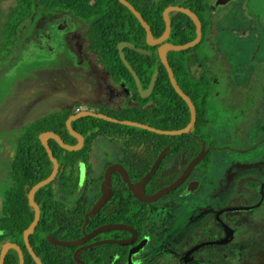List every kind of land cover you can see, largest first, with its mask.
<instances>
[{"label":"rangeland","instance_id":"1","mask_svg":"<svg viewBox=\"0 0 264 264\" xmlns=\"http://www.w3.org/2000/svg\"><path fill=\"white\" fill-rule=\"evenodd\" d=\"M262 2L238 0L228 5L223 9L227 16L222 23L215 22L212 38L216 46L195 51L204 58L214 88L208 120L217 150L208 176L194 194L180 200L173 193L151 206L149 236L153 242L170 247L178 235L183 238L182 246H191L200 238L199 229L215 214L199 217L200 206L207 210L231 209L220 215L218 223L224 226L219 233L202 239L206 244L196 253L204 258L202 264H264ZM15 5V0H0V51L4 25ZM83 29L84 24L69 15L40 9L33 20L19 28L20 39L12 54L0 57V151L6 150L9 155L14 152L20 126L76 103L81 107L75 113L88 107L121 111L133 105L128 90L116 86L95 55L85 51ZM191 72L198 78L200 66L192 63ZM6 165L0 152V208ZM181 189L178 192L182 193ZM217 240H227V245L215 243ZM148 248L135 253L132 264L189 262V258H179L180 250L181 254L174 257Z\"/></svg>","mask_w":264,"mask_h":264},{"label":"trees","instance_id":"2","mask_svg":"<svg viewBox=\"0 0 264 264\" xmlns=\"http://www.w3.org/2000/svg\"><path fill=\"white\" fill-rule=\"evenodd\" d=\"M15 7L8 16L4 25V44L0 51L1 56L12 54L15 44L20 39L19 28L33 20L38 9L42 11L61 12L82 22L84 29L82 38L85 41L87 52L94 53L96 62L109 74L112 82L116 86L123 85L133 97V105L125 106L121 111L106 110L102 108L88 110L102 113L119 120H129L142 123L160 130H180L190 122V111L185 101L175 92L169 81L168 74L157 56V51L145 44L144 29L139 21L117 0H15ZM166 5H160L152 10L149 17L145 13L142 16L150 25L155 38L160 37L165 24L162 19V12ZM191 24L188 17L179 14ZM181 23V20L176 22ZM177 29V26H174ZM175 32V31H174ZM195 37L192 34L187 40ZM120 42H129L137 48L150 52V56L125 49L124 55L127 62L136 72L143 89H146L155 72H158L154 90L150 97L142 99L138 94L134 80L120 60L117 45ZM196 48L185 51H170L167 54L168 62L174 73V77L179 88L190 97L195 105L197 120L192 134L180 136H164L151 133L139 128L113 124L101 119L86 117L72 122V128L85 139L83 148L76 152H67L59 147L54 140L50 144L57 148L54 156L59 162V173L56 179L46 187L41 188L35 194V202L41 205H50L55 202L56 193L53 191L57 185L64 192L72 193L73 189L80 183L81 165L87 171L92 168L89 162L90 140L97 138L109 139L113 136L125 138L126 140H136L144 143L148 149L154 148L151 163L158 154L166 150V157L156 173L149 182L148 187L152 192L160 190L166 186L162 170L167 161L176 156H186L192 160L201 150L202 145L206 147L207 156L202 165L211 164L215 151V139L210 131V121L208 120V105L213 97L214 88L208 77L204 58L195 53ZM196 63L201 68L198 78H194L191 72V64ZM81 107L76 103L72 107H65L56 112L49 113L27 125L16 129L13 159H9L6 165L7 178L3 203L0 208V232L8 231V221L11 219L13 211L15 213L24 212V225L21 230L26 229L34 217L33 209L28 205L27 194L38 182L46 179L53 168L44 147L39 141V136L45 132H54L69 145H74L77 140L69 135L66 129V120ZM146 167L142 175L147 171ZM156 182L155 186L153 183ZM248 185H253L248 184ZM128 198V206L130 202ZM90 205H86L82 210L78 222V229L83 224L84 213L88 211ZM105 213V212H104ZM103 213L93 217L91 223L97 225L104 223ZM54 220V218H52ZM44 217L40 221L30 236V244L43 264H77L72 258L75 248H64L49 243L46 235L58 238L54 227L43 224ZM127 223L132 226L142 239L150 230L151 223L147 210L128 211ZM131 235L127 232V236ZM80 233L73 237H66L67 240H75ZM0 239L4 237L0 235ZM19 242L21 243V237ZM120 246H100L93 250H86L80 254L79 259L87 264H126L127 255L131 246H127L124 258L117 261H109L104 257L109 248ZM6 263L17 264V256L11 251L6 257Z\"/></svg>","mask_w":264,"mask_h":264},{"label":"flooded vegetation","instance_id":"3","mask_svg":"<svg viewBox=\"0 0 264 264\" xmlns=\"http://www.w3.org/2000/svg\"><path fill=\"white\" fill-rule=\"evenodd\" d=\"M126 1L129 4H131L141 16H142V13H145L146 16L148 17L152 10L156 9L157 7L163 4L166 5L164 7V10L168 7H182V8L190 10L198 17L201 23V31H202L200 42L192 48L193 49L196 48L197 50V48L202 47V49L205 51V50L211 49L214 46H216V44L213 42L212 37L215 33L214 31L215 22L218 24L222 23L225 16H227L226 12L223 11V9H225L228 5L238 0H230L221 7L216 6L218 0H126ZM128 11L133 15V13L129 9ZM179 14H183V13L176 12V11L169 13V19L171 21L172 28H171L169 38L167 39V42L173 45H183V44L189 43L193 39H195L196 33H197L196 26L193 23V21L187 15L183 14L189 18V20L191 21V24H190L185 19H182ZM259 18L264 28V0L261 3V12L259 14ZM178 20H181V23L177 24L176 22ZM145 22L149 25L147 21ZM174 26H177L176 30L174 29ZM70 28H75V26L73 27L72 25H70ZM192 34H194L195 37L192 40H187ZM152 35L155 38L153 32H152ZM144 39H145V44L147 45L145 33H144ZM147 46L154 49L155 51H158L159 49V45H155V46L147 45ZM85 51L87 52L86 49ZM88 53H91V52H88ZM256 72H257V69H255L253 73L255 74ZM120 87H124V86L121 85ZM50 141H49V146L54 156V150L56 152H58V150L56 147L50 144ZM89 143H92V144L89 148V156H88L89 159L88 160L91 163L92 168L90 169V171H87L84 168V166L81 165L80 167L81 170L79 171L80 183L72 190L73 191L72 193H68V192L66 193L62 189L57 187V185L54 186L53 191L56 193V196L54 199L55 202L50 205H41V206L38 205L40 208V218L42 216L44 217V221H43L44 225H47L48 227H54L56 229L55 232L58 235V238H57L58 240L69 241L65 238L73 237L74 235L78 233H80V236L75 240L83 239L86 236L89 237L86 241H84L82 244L78 246L64 247V248H71V249L75 248V250L72 253V258L74 259L76 263L77 261L75 260V254H76V258L80 260L79 256L84 251L93 250L103 245H106V246L113 245V246L121 247L119 250H117L116 247L109 248L107 254L104 256L109 261H117L118 259L124 258V256L126 255V252H127L126 247L128 246L126 242L128 239L132 237V233L131 231H129L128 227H131V228L133 227L127 223L129 209L131 212H133L134 210L138 212L147 210L149 213V219H150L151 214H152V207H153L152 204L157 202L158 200L152 203H144L140 201L139 199H137L134 196V194L129 190L128 183L123 173L117 170L111 173L110 182H109L110 185L107 187L108 194L104 195L103 189L105 187L104 181H105L106 170L109 167L114 166V165L120 166L121 168L125 170L129 182L135 185L151 169L153 163L156 161V159L158 158L160 154L157 155L156 159L150 165V161L153 157L152 154L154 153V148L152 147V149L150 150L144 145V143H138V141L136 140L135 141L126 140L125 138L113 136L109 139L97 138L94 140H90ZM76 144L77 142L74 145ZM84 144H85V139H84ZM203 147H204L205 153L207 154L208 151L206 150V147L204 144L202 145L201 150L203 149ZM13 150L14 152L11 153L10 155H9L10 152H7L6 150L0 151V152L3 153V156L5 157L6 161H8L9 159H13V156L15 154L14 145H13ZM216 150H217V147H215L214 151L216 152ZM164 151L166 152V150ZM150 152H152V154ZM206 154L202 158V160L195 166V168L192 170V172L189 174L186 180L182 183V185L178 189L170 192L167 195H172L174 193L177 195V198L182 200L185 197H188L190 194L191 195L194 194L202 187L205 178L208 176V171L212 167L214 163V159H215L214 158L215 153H214L211 159V164L202 165L203 160L207 156ZM165 157H166V153L161 163L159 164L157 171L155 172L152 178H154L156 173L159 171V168L161 167ZM192 160H188L187 157L184 155L170 158L162 170L164 181L167 183L166 186H169L174 181H176L182 175V173L184 172V170L186 169V167ZM148 165H149V168L142 175V173L144 172V170L146 169ZM152 178L149 180V182L152 180ZM149 182L145 185L144 190H143V195L146 197L152 196L159 191L157 190L156 192H152V189L148 187ZM155 184L156 182L153 183L152 187H154ZM179 189L183 190L182 193L180 191L178 192ZM103 197L105 199L103 206L94 215L90 216L88 223L85 224V216L92 210L94 205L100 199H103ZM128 198L130 200L129 201L130 207L128 206L129 204ZM86 205H90V208L88 209L87 212L84 213L83 224L81 228L78 229V222H79L81 210ZM198 209H199L198 216L202 218L204 216H209L210 213H215L210 223L205 225L203 228L201 227L198 231L199 232L198 235L200 237L199 239L201 240V242H198L199 239H197V240H194L195 241L194 243H192L193 241L192 242L190 241V244L192 243L191 246L190 245L182 246L183 238L178 235L176 236L174 243L170 247V246L165 245L163 242H161L160 244H157V242H153L151 237L149 236L150 235V230H149V232L140 240L137 235L136 242L129 246L133 248L139 245L143 240H145V244L143 245V247L139 249L138 251H136L135 253L142 252L147 247H149L148 249L150 250L154 249L153 251L154 253H163V254H168L170 256L178 257L181 254L180 251H182V255H180L179 258L181 259L182 258L181 256L185 258H189L188 264H202V262L204 263L205 261L204 258L196 255L197 251L201 250L206 244L202 239L208 234L210 236H216V234L219 233L221 226H224L223 222L218 223L220 220V215L224 214L225 212L229 210H223V209L207 210L202 206H200ZM100 213H103L102 218H103V221L105 222L99 225H97V222L90 224L91 219ZM22 216L26 218L28 215H26L24 212L15 213V211H13L11 215V219H9L8 221V225H9L8 231L0 232V235L4 237L3 240L0 239V251H1L3 244H5L6 242L14 243L22 251L24 264H36L30 252L28 251V248L23 238V233L25 229L21 230L20 237H21L22 242L21 243L19 242L20 237H18V233L25 222L24 219H21ZM52 218H54V220H52ZM214 218H216V221L213 220ZM101 228H105V230H101ZM127 232L131 233L129 237L127 236ZM30 236H29V243H30ZM49 237H52V236L46 235V239L48 242H49L48 240ZM75 240H70V241H75ZM216 242L220 245H227L225 244L227 240H219V241L217 240L215 241V243ZM178 244H180L179 247L176 246ZM11 251L15 252L17 256V264H19L18 252L13 248H10L7 251L6 256L4 258V264H8L6 263V257ZM135 253L131 256V264L133 261V257L136 255ZM224 253H222V256H226L224 255ZM128 256H129V252L127 255L126 264H128ZM210 257H213V256H210Z\"/></svg>","mask_w":264,"mask_h":264},{"label":"water","instance_id":"4","mask_svg":"<svg viewBox=\"0 0 264 264\" xmlns=\"http://www.w3.org/2000/svg\"><path fill=\"white\" fill-rule=\"evenodd\" d=\"M117 1H119V3H121L123 6L127 7L133 13L135 18L139 21L141 26L144 28L147 45H149V46L159 45V49L157 51V56L160 59V62L162 63V65L164 66V68L168 74L171 86L173 87L175 92L187 104L189 111H190V122L188 123V125L186 127L182 128L180 130H160V129H156V128L150 127V126L142 124V123L133 122V121H129V120H119L117 118L110 117V116H107V115L102 114V113H96V112L91 111V110H83V111H78L75 114L71 115L66 120V123H65L66 129H67L69 135H71L72 137H74L77 140L76 145L71 146V145L66 144L63 141V139L54 132L48 131V132L41 134L39 136V141H40L41 145L44 147V149L46 150L47 155H48V157H49V159L53 165V168H52V172L50 173V175L46 179L36 183L28 192V195H27L28 203L34 210V218L31 222V224L25 229V231L23 233V238H24L25 244H26L28 251L30 252L31 256L33 257L34 261L36 262V264H42V263L39 260V258L37 257V255L35 254V252L33 251V249L31 248L30 243H29V236L34 233L35 228L38 225V222L40 219V208H39L38 204L35 202V194L41 188L47 186L52 181H54V179L56 178L58 171H59V163H58L57 159L53 156V153H52L50 146H49L50 140H54L62 149H64L67 152L79 151L83 147L84 138L81 134L77 133L72 128V122L77 121L81 118H86V117H93V118L101 119V120H104L106 122L113 123V124H119V125H123V126L139 128V129L151 132V133H155L158 135H164V136H180V135H184V134H192L194 129H195V124H196V120H197V113H196L195 105L192 102V100L190 99V97L188 95H186L179 88V86L176 82V79L174 77V73L172 71V68L168 62L167 54L170 51H177V52L185 51L189 48L194 47L196 44H198L200 42L201 36H202V31H201V23H200L198 17L188 9H185L182 7H168L164 10V12L162 14V18H163V21L165 23V31L163 32V34L160 37L154 38L149 25L145 22V20L142 18V16L134 9V7L131 4H129L126 0H117ZM228 1H230V0H218L216 6L221 7L224 4H226ZM173 11L180 12V13L187 15L195 24L197 33H196L195 39H193L191 42L183 44V45H173V44H170L167 42V39L169 38L171 28H172L171 27V21L169 19V13L173 12ZM117 49H118V54H119L120 60L123 63V65L130 72L140 97L142 99H146V98L150 97V95L152 94L154 87H155L158 72H155L153 74L148 87L146 89H143L139 77L137 76L136 72L133 70V68L130 66V64L127 62V60L125 58L124 50L130 49V50H133V51L139 53L140 55H145V56H150V52H148L144 49H141V48H137L135 45H133L129 42L118 43ZM165 153L166 152L163 151L158 156L156 161L153 163L151 169L135 185H133L129 182L127 175H126V172L123 168H121L118 165H114V166L109 167L106 170V174H105V181H104L105 187L103 189L104 195L108 194L107 187L110 185L109 182H110L111 173L113 171L117 170V171H121L123 173V175H124V177L128 183L129 190L134 194V196L137 199H139L140 201H142L144 203L155 202V201L161 199L162 197L166 196L170 192L178 189L182 185V183L186 180V178L189 176V174L192 172V170L195 168V166L202 160V158L206 154L204 147H203L201 152L188 164V166L186 167V169L184 170L182 175L176 181H174L169 186L162 188L156 194L149 196V197H146L143 195L144 187L149 182V180L153 177L155 172L157 171L159 164L161 163L163 157L165 156ZM104 200H105L104 197H103V199H100L94 205L92 210L85 216V224L88 223L89 217L94 215L103 206ZM241 209L243 210L246 208L242 207ZM226 210H231V209H226ZM232 210H237V209L235 208ZM105 228H101V230H105ZM128 229H129V231H131L132 237L130 239H128L126 243L128 245H132L137 240V234L133 228L128 227ZM88 238L89 237L86 236L83 239H79V240H75V241H62V240H58V239H54L52 237H49L48 240L51 244L59 246V247H74V246H78V245L82 244ZM144 244H145V240H143L139 245L130 249L129 256H128V264H131V256L136 251L141 249ZM10 248H13L18 252L19 264H24L22 251L20 250V248L16 244L11 243V242H6L5 244H3L1 251H0V264H4V258L6 256L7 251ZM75 260L77 261L78 264H86V263L78 260L76 258V254H75Z\"/></svg>","mask_w":264,"mask_h":264},{"label":"crops","instance_id":"5","mask_svg":"<svg viewBox=\"0 0 264 264\" xmlns=\"http://www.w3.org/2000/svg\"><path fill=\"white\" fill-rule=\"evenodd\" d=\"M201 73V72H200Z\"/></svg>","mask_w":264,"mask_h":264}]
</instances>
